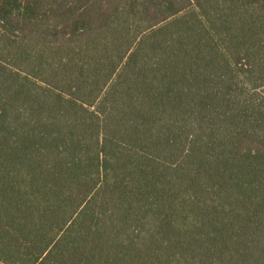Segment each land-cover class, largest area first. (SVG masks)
<instances>
[{"label":"trees","instance_id":"obj_1","mask_svg":"<svg viewBox=\"0 0 264 264\" xmlns=\"http://www.w3.org/2000/svg\"><path fill=\"white\" fill-rule=\"evenodd\" d=\"M0 264H264V0H0Z\"/></svg>","mask_w":264,"mask_h":264}]
</instances>
